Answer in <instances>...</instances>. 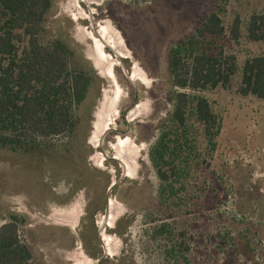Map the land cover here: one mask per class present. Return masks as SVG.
<instances>
[{
	"label": "rangeland",
	"instance_id": "obj_1",
	"mask_svg": "<svg viewBox=\"0 0 264 264\" xmlns=\"http://www.w3.org/2000/svg\"><path fill=\"white\" fill-rule=\"evenodd\" d=\"M255 14L264 0H53L40 40L85 58L99 92L72 134L30 152L0 149V226L18 224L28 264H264V100L239 93L245 62L264 57V42L248 38ZM212 15L224 34L197 40ZM191 40L235 58L228 86H174L170 53L188 54ZM179 92L191 97L184 126L173 118ZM198 98L217 118L212 137ZM166 133L163 182L151 151ZM127 137L130 177L116 159Z\"/></svg>",
	"mask_w": 264,
	"mask_h": 264
},
{
	"label": "trees",
	"instance_id": "obj_2",
	"mask_svg": "<svg viewBox=\"0 0 264 264\" xmlns=\"http://www.w3.org/2000/svg\"><path fill=\"white\" fill-rule=\"evenodd\" d=\"M52 7L53 0H0V149L30 152L39 147L40 139L72 134L79 126L80 110L99 92L100 77L85 58L60 39L41 42ZM247 31L251 41L264 42V15H253ZM224 32L221 19L212 15L197 30V40ZM230 36L235 41L240 38L239 18ZM195 41H190L188 54L186 50L183 55L182 48L170 53L174 86L191 91L228 86L237 72L235 58L200 51ZM239 93L264 100L263 56L245 62ZM190 102L186 92L175 96L173 118L180 126L185 124ZM196 113L206 134L214 136L217 118L206 99H197ZM167 136L169 133L151 151L163 182L171 177L163 170L168 164V146L164 145ZM31 257L29 248L20 240L18 224L11 219L0 226V264H28Z\"/></svg>",
	"mask_w": 264,
	"mask_h": 264
},
{
	"label": "flooded vegetation",
	"instance_id": "obj_3",
	"mask_svg": "<svg viewBox=\"0 0 264 264\" xmlns=\"http://www.w3.org/2000/svg\"><path fill=\"white\" fill-rule=\"evenodd\" d=\"M137 78L138 77H136V80H140L144 84H147V82H145V79L144 80L143 79L141 80V79H137ZM128 140H129L128 137L127 138H122V139H120L119 143H117V148L120 149V155H119V157H116V159H120V160L123 161L124 166H125V169L127 171V176L130 177L131 172H132V168H131V170H129L127 168V166H126V163L124 162V160H126L127 157H129V155H131V153H128ZM110 201H109V208H110ZM110 212H111V209H110ZM109 219H110V213H109V216L106 217L105 218V221H103V222H104V225H106L107 227L112 228V226H113V220H112V223H110V220Z\"/></svg>",
	"mask_w": 264,
	"mask_h": 264
},
{
	"label": "bare ground",
	"instance_id": "obj_4",
	"mask_svg": "<svg viewBox=\"0 0 264 264\" xmlns=\"http://www.w3.org/2000/svg\"><path fill=\"white\" fill-rule=\"evenodd\" d=\"M108 76H109L110 78H112V73H111V74H108ZM109 126H110V125H107V124H106V125L104 126L103 129L106 130V129L109 128ZM95 136H97V133H95ZM110 206H111L110 208H112V206H114L113 202H112V203L110 202ZM108 208H109V203H108ZM110 208H109V210H110ZM110 240H111V239H110ZM110 244H112V240L107 244L108 247L110 246ZM105 246H106V245H105Z\"/></svg>",
	"mask_w": 264,
	"mask_h": 264
},
{
	"label": "water",
	"instance_id": "obj_5",
	"mask_svg": "<svg viewBox=\"0 0 264 264\" xmlns=\"http://www.w3.org/2000/svg\"><path fill=\"white\" fill-rule=\"evenodd\" d=\"M114 186H115V184H112V186L110 187L109 191H111Z\"/></svg>",
	"mask_w": 264,
	"mask_h": 264
}]
</instances>
